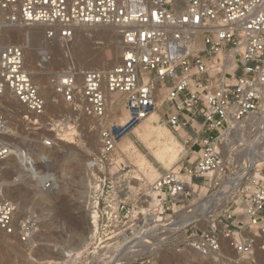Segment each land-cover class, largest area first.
<instances>
[{
    "label": "built area",
    "instance_id": "built-area-1",
    "mask_svg": "<svg viewBox=\"0 0 264 264\" xmlns=\"http://www.w3.org/2000/svg\"><path fill=\"white\" fill-rule=\"evenodd\" d=\"M32 25L46 27L45 39H57L63 50L66 67L52 82L55 94L91 121L98 135L87 210L97 217L94 231L112 228V254L123 259L136 253L130 247L140 243L154 250L139 256L152 260L142 264H155L153 255L163 250H191L211 264H253L255 241L264 240V163L260 184L255 182L249 194L241 190L237 202L229 200L207 229L200 221L179 227L177 218L180 204L194 195L182 177L200 186L211 183L207 175L212 173L236 176L241 167L234 165L232 139L245 130L255 133V127L248 128L250 120L264 123V0H0V29ZM79 27L119 29L120 63L105 71L78 72L68 45ZM109 94L123 98V111H109ZM5 95L36 120L33 126L42 119L51 126L61 124L47 117L46 102L25 71L24 50L12 44L0 50V97ZM163 104L165 124L189 161L134 194L133 171L117 144ZM113 114L127 119L117 124ZM12 130L0 111V178L11 153ZM54 141L59 139H44L42 147L51 149ZM250 169L242 172V184ZM43 189L49 191L50 183ZM151 200L153 206L146 207ZM137 205L141 212L134 217ZM16 212L0 180V232L15 231ZM195 223L201 228L196 232ZM36 226L33 216L19 224L20 240L27 241Z\"/></svg>",
    "mask_w": 264,
    "mask_h": 264
},
{
    "label": "rangeland",
    "instance_id": "rangeland-1",
    "mask_svg": "<svg viewBox=\"0 0 264 264\" xmlns=\"http://www.w3.org/2000/svg\"><path fill=\"white\" fill-rule=\"evenodd\" d=\"M112 32H116V31L114 30ZM42 33H45V32L42 31ZM116 33H114V37H116V42H119V33L118 35ZM77 35L78 33H75L74 40L76 39ZM42 36L45 39V35L42 34ZM17 38L19 37L16 35V31H15L14 36L11 39L7 40V42L3 41L2 45L12 44L15 46L22 47V49L24 50L23 39L21 38L17 39ZM74 40L72 42V49L74 46ZM116 44L118 46L117 49H119L118 51L119 53H118V61L116 59V62H113L114 64L108 63L103 57L104 52L102 50H105V47H106L105 39L90 40L89 45H88L89 46L88 52L93 61L87 64L83 61H77L74 58L72 63L74 64L78 72H84L88 70H104L105 71V70L111 69L119 64L120 57H121L120 45L119 43H116ZM24 56H25L24 57L25 71L28 74H30L32 81L39 88L42 98L45 100L46 105H48L47 106L48 108L47 117L50 119H57L60 121L61 124H59L58 127L57 126L55 127V125H52L51 127L47 119H44V120L42 119L39 122H37L39 126L37 127L33 126L36 120L31 119L29 116H27L25 110L21 108L19 105H17L16 103H15L16 105H14L13 101H11L9 97H6V98L8 102L11 101L10 104L12 105H9L7 102H1L2 101L1 99L0 109L2 110L0 111H2L3 115L8 120L10 127L13 128L12 138H14L13 139L14 143L23 149H27L29 152H34V153L39 152L38 150L42 147V141L44 139H50L52 141L53 139H55V137L56 139H59V141H54L55 147L51 149H46L47 151L45 150L46 151L45 155L46 157L48 156L47 157L48 159L47 161H44L45 164L44 162H42V160H40L42 164L41 165L42 169L41 168L39 169L42 171L52 170L51 172L57 173L60 179L58 183L59 190L57 191V193H55L56 195H54V197H51L48 200L49 202H51L48 205L50 206V208H46L43 205L37 204L38 194L35 193L37 191L35 187L32 186L33 184H31L30 186L23 185L24 183L22 182L20 178L21 176H19L15 171H12L13 170L12 164H14V170H15L16 162L14 161V163H12L13 161L12 162L9 161L7 163V166H5V171L8 169L9 165H10L9 169L11 170L8 169L7 172L5 171H4L5 173L3 172L4 173L3 177L5 178V179L3 178V180L4 181L7 180V182L14 181V184H13L14 186L11 185L13 186L14 190L17 188L21 190L19 191L17 189L18 192H16L15 190L13 193L20 194L21 192V195L24 196L23 198L22 197L19 198L18 196L20 195L16 194V197L14 196V201L13 200L11 201H13L16 206H19V207H22L28 210L31 209L30 210L31 216L35 217V221L37 222V226H36L37 228L33 235L36 234V236L37 235L39 236L40 234V236L41 237L43 236V237H42V240L40 238L41 241L38 240L39 243L35 242V244H32L30 242L31 237H29L27 241L25 242H22L20 240L19 229L17 228V226H19V224L21 225V219L24 216L23 213H20L19 216L21 215L20 216L21 218H19V216L15 218V225H16L15 231L13 230V233L11 235H5V234L2 235V233L0 234V236L2 235L1 236L2 238H0V264H58V263H63L65 259L72 256V252H70V250H67L68 246L78 243L81 237H83L85 241V245L83 246V249H84L83 253L79 255L78 258L74 257L71 264H100L101 263L100 260H97L96 258H94L92 254L99 251V249L106 246L107 244L111 243L109 238H111V235H113L111 234L112 228L104 227L103 225V227H101L98 230L96 237L95 238L91 237L93 228L91 226V223H89V218L91 220L92 213L88 212L87 200L85 199L84 196H82V198L80 197L79 195L80 190L78 188L79 184L77 185V183H79L81 180H82V183H83V179L85 181V177L88 173L90 174L89 179L92 181L91 171H92V166L94 163L93 161L99 149L98 135L96 132H92V128L94 127V125L91 121L79 117L78 114L72 108L62 103L57 97L55 98L56 94L53 89L52 82L57 76V74L63 71L66 67V62L62 60L60 51L59 53H56V57L59 59V64L57 66H54L52 73L49 74L50 76L47 75V77L45 75H42L41 77V75L38 73L39 70H36V69L34 70L30 66L28 62L29 60H27L28 57L25 53V50H24ZM95 59L97 60V62L96 61L94 62ZM98 62L100 63L98 64ZM117 62L118 64H116ZM36 63L35 65L37 66L38 63L37 64ZM36 73L38 74L36 75ZM160 93L163 95L165 91L161 89ZM119 99L121 101V104L123 105V98L120 96ZM160 99H163V96ZM54 101L57 103H55ZM51 103L53 105L54 104L58 105L57 107L58 109L57 108L52 109V107H49ZM166 109H167L166 104H163L162 106H160L159 112L155 111L158 114V118H156V120L153 122V125L156 127L157 126L166 127L170 131V129L165 124L166 117L162 116V114L165 112ZM119 110L120 108H118L115 111L117 112ZM4 112H6L10 117ZM71 128L76 132V134L73 139H70L71 145L65 146V142H66L65 138H67L68 136L66 134L67 133L69 134V131ZM65 130H69V131H66L67 133L65 134ZM251 131L252 130H245L244 133L240 135V137L238 136L239 140L237 139V137H234L232 139L233 148L235 150L238 148L236 153L239 152L240 155L239 153L238 155L239 157L241 156L240 158L238 157L237 159V162L239 163V165L237 164V162L236 164L234 163V165L238 166V168L241 167L243 163L245 164L249 163V160H248L249 156L247 155L246 157L243 153L246 150L245 148H247L246 146L251 145V144L254 145L256 143L258 129H256L254 134L251 133ZM171 133L177 139L178 144L182 146L183 151L180 155L179 160L170 167V170L163 168V166H161V164L152 157L151 153L144 148L143 144L140 143L136 139L133 133L130 134L128 138L135 145L136 149L135 151L131 150L130 152L123 153L124 156L127 158V160L123 159V161L124 162L127 161V163L131 167V170H133L132 167L134 168L133 164L136 160V155L137 153L138 154L141 153L156 168L157 172L159 173V176L165 171L178 170L179 166H181L182 164H186V161H189V160L184 159L185 149L182 143L180 142V140L177 138L176 134L173 132ZM56 134H58V137ZM180 136L184 137L185 134L182 133ZM151 137L153 136L150 135L149 138ZM260 140H262L264 143V135L261 136ZM260 140L258 141L257 151L261 150V151H258V153H261V155L262 154L264 155L263 153L264 147H262L264 144H262L261 143L262 141L260 142ZM244 141L246 144L244 143ZM248 142L249 143L251 142V143L249 144ZM117 150L119 154L122 153V151L118 148V146H117ZM118 158L121 159L122 157L118 155ZM241 161H242V164H241ZM263 163L264 161H262V164ZM62 164H64V166L59 167ZM257 164L258 163L255 162L254 167H252L249 170V173H247V175L244 176V184L241 190H244L246 194H249V192H252L255 178H257L256 184H260V178H261L260 169L262 165H260L261 166L260 167ZM242 169H243V165H242L241 170ZM241 170L239 169L240 173H241ZM132 177H134V174H132ZM158 177L156 176L153 182H155L158 179ZM233 177L234 176H227V177L217 176L213 181H211L209 185H204V184L200 185V187L195 190V194L189 200L188 203L180 204L178 217L181 214H183L186 211V209H188L189 207H192L193 205L198 204V203H202L205 200H207L211 195L218 193L222 187V184L225 181L228 182V180ZM184 178L185 177H183L181 180H183ZM152 183L151 182L147 183L145 186L140 187V188L133 183L132 187L135 188L134 194L137 193L138 191H142L143 193V191L145 190V187H147L149 184H152ZM24 186L26 187L25 190L27 191V193L24 192V189H23ZM13 188H12V191H13ZM241 190H238V192L234 194V196L232 197L233 201L237 202L238 199L242 198ZM30 192H32V194ZM33 194L34 195L36 194V195L34 196ZM133 211L134 212L132 216L135 217L137 213L141 212V206L137 205V208H135ZM194 217H198V215H195ZM201 225L203 226L202 229H206L204 228V225L202 223ZM192 226H193L192 230L194 232L201 229L200 227H198L199 225L197 223L193 224ZM257 240L258 241L261 240V241H260V245H258L257 248L255 249L253 264H264L263 239L258 238ZM51 249H54L57 251H59V249H64L66 251L63 253L62 256L54 257L50 255ZM185 251L180 252V253L172 252L170 250L158 251L155 255H153L152 258L155 264H211V262L207 261L206 259L194 258L190 254L185 253ZM189 255L191 256V258ZM150 259H151L150 257L148 259L142 258V257L140 259V257H138V259L135 260L136 263L133 262L132 264H142L143 261L145 263L146 261H150ZM150 262H152V260ZM65 263L69 264L70 262L68 263V260L67 261L65 260Z\"/></svg>",
    "mask_w": 264,
    "mask_h": 264
},
{
    "label": "bare ground",
    "instance_id": "bare-ground-1",
    "mask_svg": "<svg viewBox=\"0 0 264 264\" xmlns=\"http://www.w3.org/2000/svg\"><path fill=\"white\" fill-rule=\"evenodd\" d=\"M46 30H47L46 27L40 26V25L14 26V27L2 28V29H0V50L3 46H5V45H2V42L3 41L7 42V40L11 39L14 36V32L16 31V35L19 38L23 39V41H24V50H25V53L28 57V59L27 58L26 59L29 60L28 62L30 64V66L34 70L35 69L39 70L38 73L41 75V77H42V75H45L47 77V75L52 73L54 66H57L59 64V59L56 57V53H59V51H60L62 60L64 62H65V60L63 59V50H62L61 46H58V45H60V42L57 39L50 42V41L43 38L42 34L44 35V33H42V31L45 32ZM114 30L117 33L112 32ZM119 31H120L119 29L112 28V27H92V28L91 27H79V28H77L75 30V33H78V35H77L75 40L73 38V40H74L73 49H72L73 40L68 45V50H69V53L71 56V60L73 61V59L75 58L77 61H83L87 64L89 62L93 61L90 57L89 52H88L89 51L88 45H89L90 40L105 39L106 40V47H105V50H102L104 52V55H103L104 59L108 63L116 62V59L118 61L119 49H117L118 46L116 43H119V42H116V37H114V33H116L118 35ZM19 38H17V39H19ZM72 51H73V53H72ZM121 52H122V49H121ZM219 58H223V56L220 55ZM36 61L38 63L37 66L35 65ZM95 61L97 62L96 59L94 60V62ZM120 61H121V57H120ZM120 61H119V63H120ZM99 63L100 62H98V64ZM116 64H118V62ZM38 73H36V75ZM46 87H47V85H46ZM6 97H8V96L5 95L4 97H0V101L2 99L1 102H7L9 105H12V104H10L12 100L10 102H8ZM56 97L58 98L57 95L55 96V98ZM119 97H120V95H118V94H109L108 95L107 102H108V107H109L110 112L114 113L115 110H117L118 108H120V110L123 111L122 104H121ZM161 102H162V99H159L158 105H160ZM13 103H14V105L17 104L14 101H13ZM49 107H52V109H56L58 107V105H55V104L53 105L51 103V105H49ZM0 110H2V109H0ZM4 113H6V112H4ZM156 118H158V114H157V112L154 111L145 120H143L137 127H135L134 130L132 131V133L134 134L136 139L140 143L143 144L144 148L151 153L152 157L157 162H159L161 164V166H163V168L170 170V167L175 162H177L179 160L180 155L183 151V148H182V146H180L178 144V141L175 138V136L166 127H163V126H157L156 127L153 125V122L156 120ZM126 119H127V117L125 116V114H123V116H121V117L115 116L113 114V117H112V121L116 122L117 124L124 123L126 121ZM256 119L257 118L250 120L249 124H247V125H249L248 128L255 127V129H258L257 137H256L257 138L256 143L254 145L251 144L252 146L248 145L250 147L246 146L247 148H245L246 150L244 153L241 151L246 157H247V155L249 156V158H248L249 163H246V167L241 170L242 165H243L242 161H241L242 165H241V168H239L241 170V173L239 171L240 175L237 174L233 178H230L231 180L229 179L228 182L225 181L222 184V187L219 190V192L211 195L204 202L193 205L191 207V213L190 214H188V212H186V211L183 214H181L177 218V226L183 227L189 223L200 221L204 225V228L207 229L208 223L210 222V218L219 215L223 211V209L225 208L226 203L232 199L234 194L236 192H238V190H241L243 188V184L241 183V179H242V175L244 173H242V172H244L247 169L254 167L255 162H257L258 163L257 165H259V166L262 165V161H264V155L263 154L261 155V153H258V151H261V150L257 151V145H258V141L261 139V136L264 135V123H262V121H258ZM66 131H69V130H65V134L67 133ZM182 133H184V132L179 131V136ZM75 134H76V132L71 128L69 131V134L68 133L66 134L68 136H67V138H65L66 139L65 146L71 145L70 139H73L75 137ZM150 135L153 137L149 138ZM12 136H13V133H10L8 135V138H9L8 142L10 143L11 153H10L9 158L6 161H4L2 164L3 169H2L1 178H0L1 185H2L3 191H4V197L9 199V200H13V201H14V196L16 197V194L20 195V196L17 195L19 198L24 197L21 195V192H20V194L16 193V192H18L17 191L18 188L15 189L16 194L13 193L15 191L13 188L14 181L7 182V180H5V181L3 180V178H4L3 174L5 172H7V170L10 168L9 167L10 165L8 164L9 165L8 169L5 171V166H7V163L9 161H11V162L13 161L12 163H14V161H15L16 167L14 170V164H12V166H13V167L11 166L13 169L12 171H15L19 176H21L20 178H21L22 182L24 183L23 185L30 186L31 184H33L32 186H34L36 191H37L35 193L38 194V200L36 199L38 201L37 204L43 205L46 208H50V206H48V205L51 202H49L48 200L51 197H54V195H56L55 193H57V191L59 190V184L58 183H59L60 179H59V176L57 175V173L51 172L52 170L51 171L50 170H43V171L39 170L40 168L42 169V166H41L42 164H41L40 160H42V162H44V161H47V159H48L47 158L48 156L46 157V155H45L47 150L41 147L38 150L39 152H36V153L29 152L27 149H23V148L19 147L17 144H15L14 140H13L14 138H12ZM237 139L239 140V137H237ZM262 140H260V142ZM253 141H255V140H253ZM244 143H245V141H244ZM261 143L264 144L263 141ZM117 146L122 151V153L130 152L131 150L135 151V149H136L135 145L132 143V141L128 137L122 138L121 141L117 144ZM258 147H260V146H258ZM262 147H264V145ZM237 149L235 150V152L237 151ZM238 153L239 152L236 153L237 156H236L235 163L237 162V159L240 155V153H239V155H238ZM38 159H39V161H38ZM245 159H247V158H245ZM243 161H244V159H243ZM44 164H45V162H44ZM237 164L239 165L238 162H237ZM133 165H134V168L132 167V169H133L132 173L134 174V179H135L134 184L136 186H138L139 188L143 187L147 183H150V182L152 183L155 180L156 176L157 177L159 176V173L157 172L156 168L141 153L140 154L137 153L136 160H135ZM62 166H64V164H62L59 167H62ZM43 168H44V166H43ZM9 170H11V169H9ZM64 170H66V169H64ZM217 176L218 175H215L212 173V174L207 175V178L211 182ZM89 177H90V174L88 173L85 177V181L83 179V183H82V180L80 181V179H79L80 182L77 183V185L79 184V186H78L79 190L81 189V187H83V191L81 192V195L83 194V196L85 197L86 200H88V196L90 194V189L92 186V181L89 179ZM146 178H147V180H146ZM256 179L257 178H255V182H256ZM183 180L186 181L187 183H189V186L187 187V189H189V190L193 189V193L195 194V190L197 188H199L200 186H197V185L191 183L189 181V178H187V177H185ZM47 182L50 183L51 189L49 191L45 192V191H43L44 190L43 187H44V184ZM11 185H13V186H11ZM25 186L23 189H24V192L27 193V191L25 190V188H26ZM12 188H13V191H12ZM202 190H203V188H202ZM253 190H254V188L252 189V191ZM30 193L32 194V192H30ZM23 194H25V193H23ZM28 195H29V193H28ZM39 195H41V196H39ZM79 195H80V191H79ZM32 199H33V197H32ZM21 200H23V199H21ZM153 204H154V201L151 200V201H149V206H146V207L153 206ZM17 207L18 208H17L15 218H17L20 213H23L24 216L22 215L23 218L21 219V225H22L23 223H25L26 220H28L30 218V216H31L30 210L31 209L28 210V209H24V208L19 207V206H17ZM241 207H242V205L239 204L238 208L240 209ZM195 215H198V217H194ZM20 216H19V218H21ZM96 219H97L96 215L94 213H92L91 214V221H92L91 226L93 228L94 234L92 232L91 237H93V238L96 237V232H97V231H94V229L96 230ZM1 233L2 232H0V234ZM2 235H3V233H2ZM136 235H137V233H135V236ZM1 236H0V238H2ZM30 237H31L30 242L32 244H35V242H38V240H40V238L42 240L43 236L41 237L40 234H39V236L38 235L36 236V234H35V235H31ZM140 239H144V238H140ZM257 239L255 241V245H256L255 248H257V246L260 245V241H261V240L258 241ZM263 242H264V240H263ZM84 245H85V241H84V238H82L81 245L77 249L70 250V252H72V256L73 255L74 256L73 257L71 256L68 258L66 257L67 259H65V260L66 261L68 260V263L70 262L69 264H71L74 257L78 258V256L83 253V250H84L83 246ZM153 245H155V244H153ZM130 248H137L136 253L127 255L123 259L117 258L116 256H114L112 254L113 247L110 244H107L106 246L102 247L101 249H99V251L95 252L92 255L97 260H100V262H101L100 264H117L118 262H120L122 260H124L123 264H131V263L135 262L136 258L139 256H148V255H151L154 253L153 249L145 248V247L141 246L140 243H136L135 246H131ZM103 250H105V251H103ZM185 253L190 254L194 258L203 259L197 253H195L191 250H186ZM191 256H190V258H191ZM186 257H187V255H186ZM253 259H254V255H253L252 261H253ZM65 260L63 263H58V264H66ZM201 261H203V260H201Z\"/></svg>",
    "mask_w": 264,
    "mask_h": 264
},
{
    "label": "water",
    "instance_id": "water-1",
    "mask_svg": "<svg viewBox=\"0 0 264 264\" xmlns=\"http://www.w3.org/2000/svg\"><path fill=\"white\" fill-rule=\"evenodd\" d=\"M83 191V187H81L80 189V197L82 198L83 194L81 195V192ZM83 238V237H82ZM82 238L80 239V241L74 245H71L67 248V250H74V249H77L80 245H81V241H82ZM66 250L64 249H59V251L57 250H54V249H51L50 251V255L51 256H54V257H60L63 255V253L65 252ZM53 253V254H52Z\"/></svg>",
    "mask_w": 264,
    "mask_h": 264
}]
</instances>
